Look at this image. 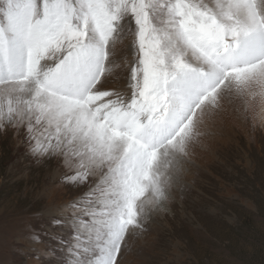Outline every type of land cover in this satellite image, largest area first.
<instances>
[{
	"label": "snow or ice",
	"instance_id": "6c2138e0",
	"mask_svg": "<svg viewBox=\"0 0 264 264\" xmlns=\"http://www.w3.org/2000/svg\"><path fill=\"white\" fill-rule=\"evenodd\" d=\"M258 101L264 125V0H0V137L55 165L17 251L132 264Z\"/></svg>",
	"mask_w": 264,
	"mask_h": 264
},
{
	"label": "rangeland",
	"instance_id": "374dc122",
	"mask_svg": "<svg viewBox=\"0 0 264 264\" xmlns=\"http://www.w3.org/2000/svg\"><path fill=\"white\" fill-rule=\"evenodd\" d=\"M230 130L194 165L182 202L136 242L132 264H264V125ZM53 163L36 164L0 137V264H28V226L48 225ZM56 232L58 229L51 228ZM51 243H55L54 241ZM43 264H55L54 258Z\"/></svg>",
	"mask_w": 264,
	"mask_h": 264
}]
</instances>
